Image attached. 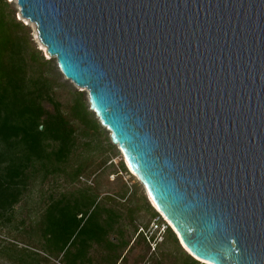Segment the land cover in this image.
I'll list each match as a JSON object with an SVG mask.
<instances>
[{
	"label": "water",
	"instance_id": "obj_1",
	"mask_svg": "<svg viewBox=\"0 0 264 264\" xmlns=\"http://www.w3.org/2000/svg\"><path fill=\"white\" fill-rule=\"evenodd\" d=\"M17 1L189 254L264 264V0Z\"/></svg>",
	"mask_w": 264,
	"mask_h": 264
},
{
	"label": "trees",
	"instance_id": "obj_2",
	"mask_svg": "<svg viewBox=\"0 0 264 264\" xmlns=\"http://www.w3.org/2000/svg\"><path fill=\"white\" fill-rule=\"evenodd\" d=\"M7 7L9 3L0 0V219L11 221L16 206L37 181L45 183L51 176L65 174L71 183H76L85 175L91 161L85 153L98 146L93 140L86 141L82 144L83 151L78 153L77 129H81L84 136H90L89 131H96L100 121L88 110L87 104L79 100L71 107L69 115L61 109L51 75L63 74L57 71L52 58L43 61L39 51L31 46L29 33H24L25 27L6 12ZM48 65L49 72L45 70ZM45 102L54 106L53 112L46 108ZM71 118L80 123L79 128ZM122 168L129 171L123 164ZM133 197L134 191L128 186L122 192L103 197L89 186L69 196L51 198L31 222L30 229L24 230L31 240L40 234V247L28 245L33 249L23 247L19 253L32 255L42 251L47 261L55 259L59 264H100L91 256V251L101 246L107 251L104 258L107 264H124L132 246L127 250L130 242L124 237V229L118 226L124 215L115 205L132 203ZM140 199L152 219L158 217V222L166 226L160 234L176 244L177 247L172 248L178 254L175 261L204 264L181 247L176 234L153 208L147 195L143 194ZM134 214L135 209L131 208L129 223L136 234L138 226ZM138 237L144 239L140 232L135 242ZM155 237L156 234H152L150 242H155ZM11 245L6 249L15 254L17 244ZM22 255L14 260L23 263Z\"/></svg>",
	"mask_w": 264,
	"mask_h": 264
},
{
	"label": "rangeland",
	"instance_id": "obj_3",
	"mask_svg": "<svg viewBox=\"0 0 264 264\" xmlns=\"http://www.w3.org/2000/svg\"><path fill=\"white\" fill-rule=\"evenodd\" d=\"M5 1L9 3V7L5 9L6 12L14 16L25 27L24 33H29L31 46L39 51L43 61H50V57H48L49 55H47L38 36L35 25L27 23V20L21 16L20 7L16 1ZM52 59L57 71L60 73L56 59ZM45 70L50 71L49 65ZM51 77L55 79V98L67 115H69L71 107L77 100L86 103L88 110L92 112L89 106L87 91L74 85L64 76L58 77L56 74H52ZM45 106L51 112L54 111V106L51 103L45 102ZM94 117L99 121L96 115ZM71 120L73 121V118ZM73 124L76 128L80 127L78 121H73ZM89 134L90 136H84L82 130L77 129L78 144L80 146L78 153H80V150L83 148L82 144L86 141L93 140L94 144L98 146L97 148L93 146L89 152L85 153V156L90 157L91 161L89 162V166L86 167L83 177L76 183H71L65 174L55 177L51 176L45 183L37 181L31 185L22 202L16 206L11 221H6L3 218L0 219V264H59V261L55 259L47 261L42 251L32 255L20 254L19 250L23 247L29 248L30 246L28 245L40 247L41 245L39 242L41 240L40 234L35 236L34 240H31L25 231L26 229H30L31 222L37 219L38 214L51 198L57 199L69 196L89 186L95 188V192L99 193L101 197L111 193L122 192L125 186L130 187V191H134L132 203H124L125 200H121V203L126 205H115L124 215L123 221L118 226L124 229V237L130 242L127 250L132 246L124 264H158L157 261H160L161 264H174L173 262L178 264L175 261L178 259V254L172 249L177 247L176 244L173 239L167 240L166 235L160 234L166 226L159 223L158 217L152 219L151 213L148 212L142 203L140 197L146 194L145 189L138 178L128 171L119 147L113 144L111 140L110 132L100 122V127L96 131H89ZM122 164L127 168L128 172L124 171ZM131 208L135 209L134 215L137 218L138 233L136 234L134 233V226L129 223ZM22 221H24V225ZM140 232L144 235V239L138 237L135 242ZM152 234H156L155 242H150L149 240ZM12 243L17 244L18 247V251L15 254L6 249L12 246ZM106 254V249L101 246H95L91 251V256L94 259L97 258L100 264H107L104 261ZM20 255L24 257L23 263L14 260L16 257H20ZM143 255H145L144 261L142 260Z\"/></svg>",
	"mask_w": 264,
	"mask_h": 264
},
{
	"label": "bare ground",
	"instance_id": "obj_4",
	"mask_svg": "<svg viewBox=\"0 0 264 264\" xmlns=\"http://www.w3.org/2000/svg\"><path fill=\"white\" fill-rule=\"evenodd\" d=\"M10 1H12V2H14V1H16L17 2V4H18V1L17 0H10ZM26 19V18H25ZM27 20V23H31L28 19H26ZM33 25H35V27H36V24L35 23H33ZM44 46V45H43ZM44 48H45V50H46V53H47V49H46V47L44 46ZM47 55H48V53H47ZM48 57H50V55L48 56ZM71 83H73L74 85H76V86H78L77 84H75L73 81H71V80H69ZM79 87V86H78ZM81 89H83V90H85V91H87L88 92V89L87 88H84V87H80ZM123 156V155H122ZM123 159H124V157H123ZM125 161H126V164H127V166H128V168L136 175V173L133 171V169H131V166L129 165V163H128V161L125 159ZM132 174V173H131ZM133 175V174H132ZM152 203H153V205L157 208V210H159L158 209V207H157V205L153 202V201H151ZM154 206H153V208H154ZM155 208V209H156ZM166 218V217H165ZM168 220V219H167ZM170 223V222H169ZM179 241V240H178ZM179 244H180V241H179ZM181 245V247L189 254H192L191 253V251L185 246V245H182V244H180ZM194 258L196 259V260H198V261H201V263H206V264H211V263H208V262H204V260H202V259H199V258H197L196 256H194Z\"/></svg>",
	"mask_w": 264,
	"mask_h": 264
},
{
	"label": "built area",
	"instance_id": "obj_5",
	"mask_svg": "<svg viewBox=\"0 0 264 264\" xmlns=\"http://www.w3.org/2000/svg\"><path fill=\"white\" fill-rule=\"evenodd\" d=\"M157 225V224H156ZM158 228H159V226H158Z\"/></svg>",
	"mask_w": 264,
	"mask_h": 264
},
{
	"label": "clouds",
	"instance_id": "obj_6",
	"mask_svg": "<svg viewBox=\"0 0 264 264\" xmlns=\"http://www.w3.org/2000/svg\"><path fill=\"white\" fill-rule=\"evenodd\" d=\"M166 222V221H165ZM167 223V222H166Z\"/></svg>",
	"mask_w": 264,
	"mask_h": 264
}]
</instances>
